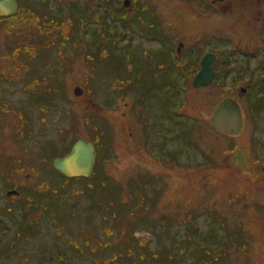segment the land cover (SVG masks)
I'll return each mask as SVG.
<instances>
[{"label": "rangeland", "instance_id": "374dc122", "mask_svg": "<svg viewBox=\"0 0 264 264\" xmlns=\"http://www.w3.org/2000/svg\"><path fill=\"white\" fill-rule=\"evenodd\" d=\"M122 1L21 0L18 23L6 24L13 41L0 35V54L16 64L14 91L0 78L13 106L2 124L16 133L12 146L0 137L11 175H0V264H264V190L184 166L201 151L213 164L264 162L258 91L242 99L245 132L224 138L205 125L222 99L238 98L236 66L258 61L239 50L264 45L263 3ZM179 41L187 53L221 51L226 76L198 89L183 82L169 53ZM77 138L94 143L97 161L90 177L67 180L52 159Z\"/></svg>", "mask_w": 264, "mask_h": 264}, {"label": "flooded vegetation", "instance_id": "af4514ba", "mask_svg": "<svg viewBox=\"0 0 264 264\" xmlns=\"http://www.w3.org/2000/svg\"><path fill=\"white\" fill-rule=\"evenodd\" d=\"M224 0H220V1H216V0H211V2L213 4H217L218 6H223ZM255 5V3L257 4H262L264 5V0H251L249 1V4ZM20 5V3H19ZM260 6V5H259ZM21 13V10L18 11L16 14L14 15H0V35H5L6 39H12L14 36L12 37V30L10 28H8L6 26V24L8 22L11 23H18V14ZM159 17H157L158 19ZM11 41V42H12ZM12 45H16V44H12ZM259 45H257V47L251 49V48H241L239 50V53L245 57V61L250 58V57H254L257 56L258 61L254 64L251 65L250 63H248V65H243V64H239V66H236V78L239 79V84L237 85L236 90V96L238 97V103L240 105V109L243 106V102L242 99L245 98L246 96L251 95L252 93H254L255 91H258V95H259V100L261 101V99L264 98V54L259 55L256 51H264V45H262V47H258ZM239 48V47H238ZM190 53L186 52V45L183 44V42L179 41L177 42L176 45H172L169 47V53L171 56V60L174 58L175 63L173 64V67L175 68L176 73L181 75V79L183 82H187L189 81L190 84L193 81V78L195 76V74L199 71L200 68V56L202 55V53H200L199 49L196 48L194 49H190L189 50ZM16 53V52H15ZM216 54V60L213 62L212 67L213 68V79L212 81L205 86H201L199 88H204V87H210L213 86L215 84H213V82H215V80L217 79V76L220 75V71H222L223 75L226 76V72H225V67L224 64L225 60H223L222 58V52L221 51H215L214 52ZM5 54H0V65L1 62H4L6 64V66H4L5 70L4 71H0L1 75L0 78H4V81H8L10 83L9 88L6 87V90L4 92L7 93H11L12 91H14V88L12 89V82L14 79V73L16 71V64L14 63V57H3ZM240 55V56H241ZM215 70V71H214ZM2 72H6V73H2ZM214 80V81H213ZM2 81V80H1ZM198 89V88H197ZM171 91V90H170ZM173 96V95H172ZM183 96H185V93L183 94ZM8 97H4L0 96V104H2L1 106H3V109H1L0 111V137H4L5 138V142H10V145H14L13 139L16 138V133H15V129H13V125L12 122H8V126L10 127L11 131L8 133H2V130H4V128L7 126H4L2 123L6 122L5 120H9V119H13V106L10 105L9 101L6 100ZM133 101V99H132ZM171 104H173L172 106H170V117L171 115H173L175 117V119H177L178 116V106L171 101ZM128 105V104H126ZM126 107H124L123 105V110ZM139 111L141 112V123L143 125L148 124V120H146L147 115H144V110L140 109ZM138 111V112H139ZM137 112V116H139V113ZM123 115V119H125L126 121L128 120L127 117V111H123L122 112ZM182 118H189L190 120L195 121L196 117L194 116H189L188 114H186L185 111H181ZM140 118V116H139ZM195 119V120H194ZM247 116H245V112L241 111V124L240 127L237 131L235 132H230V134H224V133H220L217 132L216 130H214L212 128L211 132L218 134L219 136H222L224 138H231V137H235L240 135L242 132H245L246 126H247ZM160 122H162V119L160 120ZM205 123V122H204ZM189 124L192 127H195L197 125V121L196 123H190ZM205 125H209L208 122L205 123ZM258 127L256 126V124H253V128L250 132H255V130H257ZM132 134V131L129 129V131L125 130V134ZM229 135V136H228ZM16 143V142H15ZM133 143L136 144V142H133L131 144H128L129 146H133ZM255 144L260 145L261 146V141L260 139H256L254 141ZM70 148V147H69ZM197 146L193 147L194 151H197ZM13 149V148H12ZM14 150V149H13ZM67 151H65L62 154H65ZM142 154L145 156L146 153ZM201 155V159H198L197 161H194V165L191 166L189 165L190 162H186V164L184 166L186 167H191L192 170H194L196 167H199L196 169L195 172H190V170L188 172H190V174L192 176H200L199 174H208V175H213L216 177H223L226 175V168H230V165L232 167H234V174L233 175H228V176H237L239 178H243L244 180L248 179V185L249 187L252 189V191H255L257 188H260L261 190H264V162L263 160L258 159L257 157H253L249 158V160H247L246 162H241L244 161L243 157H238L241 160L238 159V161L236 160L237 163H235V161H233L232 157L229 155H225L222 157L221 160H219L218 163L213 164L214 161L213 160H209L208 154L206 155L203 151H201L199 153V157ZM237 157V156H236ZM260 165V166H259ZM6 171V170H5ZM199 171V172H198ZM11 172V171H8ZM203 172V173H202ZM2 173H4L2 171V169H0V175H2ZM12 173V172H11ZM5 176H11V175H7L4 173ZM187 175V174H186ZM11 192H15L17 194V191L14 190H9ZM10 194V193H9ZM257 207V205H256ZM260 220L261 222L264 223V212L261 213L260 215Z\"/></svg>", "mask_w": 264, "mask_h": 264}, {"label": "water", "instance_id": "95a60500", "mask_svg": "<svg viewBox=\"0 0 264 264\" xmlns=\"http://www.w3.org/2000/svg\"><path fill=\"white\" fill-rule=\"evenodd\" d=\"M130 0H124V5H129ZM16 0H0V14L14 13L17 10ZM215 60L213 53H207L201 60V68L193 80V86L208 84L213 76L211 63ZM82 89L74 88L75 94H80ZM210 125L217 131L230 133L237 131L241 124L239 104L230 97L224 98L215 108L210 117ZM96 150L94 145L86 140L77 139L69 151L57 156L52 161L54 169L65 176H89L95 163Z\"/></svg>", "mask_w": 264, "mask_h": 264}, {"label": "trees", "instance_id": "16d2710c", "mask_svg": "<svg viewBox=\"0 0 264 264\" xmlns=\"http://www.w3.org/2000/svg\"><path fill=\"white\" fill-rule=\"evenodd\" d=\"M161 83H163V82H161ZM145 97V95H142L141 97L142 98H144ZM171 104V103H170ZM173 105V104H172ZM171 105V106H172ZM179 110V109H178ZM195 120V119H194ZM190 123H196V120L195 121H193V120H190ZM128 143H132L131 141H128ZM71 145V144H70ZM109 145V144H108ZM138 156H141V155H138ZM234 170V167H232L231 165H230V168L228 167V168H226V175H233L235 172L233 171ZM224 237L225 238H227V237H232L231 235L230 236H228V234L225 232V234H224Z\"/></svg>", "mask_w": 264, "mask_h": 264}, {"label": "bare ground", "instance_id": "6f19581e", "mask_svg": "<svg viewBox=\"0 0 264 264\" xmlns=\"http://www.w3.org/2000/svg\"><path fill=\"white\" fill-rule=\"evenodd\" d=\"M213 68H214V67H213ZM214 71H215V70H214ZM213 81H214V80H213ZM228 136H229V135H228ZM239 156H240V155H239ZM241 156H242V155H241ZM240 158H241V157H240ZM240 158H239V160H241Z\"/></svg>", "mask_w": 264, "mask_h": 264}]
</instances>
